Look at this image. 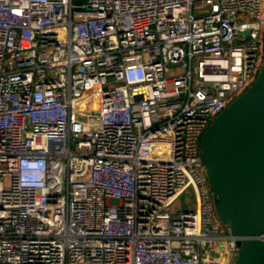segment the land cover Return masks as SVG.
<instances>
[{
    "label": "built area",
    "instance_id": "built-area-1",
    "mask_svg": "<svg viewBox=\"0 0 264 264\" xmlns=\"http://www.w3.org/2000/svg\"><path fill=\"white\" fill-rule=\"evenodd\" d=\"M263 58L264 0H0V264H230L200 142Z\"/></svg>",
    "mask_w": 264,
    "mask_h": 264
},
{
    "label": "water",
    "instance_id": "water-1",
    "mask_svg": "<svg viewBox=\"0 0 264 264\" xmlns=\"http://www.w3.org/2000/svg\"><path fill=\"white\" fill-rule=\"evenodd\" d=\"M200 152L216 217L240 237L231 264H264V58L252 84L207 128Z\"/></svg>",
    "mask_w": 264,
    "mask_h": 264
},
{
    "label": "rangeland",
    "instance_id": "rangeland-1",
    "mask_svg": "<svg viewBox=\"0 0 264 264\" xmlns=\"http://www.w3.org/2000/svg\"><path fill=\"white\" fill-rule=\"evenodd\" d=\"M186 198L191 204L194 203L195 197H194L193 189L191 187H188V189L186 191ZM232 262H233V260L231 261V263Z\"/></svg>",
    "mask_w": 264,
    "mask_h": 264
}]
</instances>
